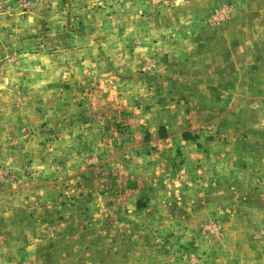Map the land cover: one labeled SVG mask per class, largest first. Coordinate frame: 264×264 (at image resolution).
Masks as SVG:
<instances>
[{"label": "rangeland", "instance_id": "1", "mask_svg": "<svg viewBox=\"0 0 264 264\" xmlns=\"http://www.w3.org/2000/svg\"><path fill=\"white\" fill-rule=\"evenodd\" d=\"M0 264H264V0H0Z\"/></svg>", "mask_w": 264, "mask_h": 264}, {"label": "crops", "instance_id": "2", "mask_svg": "<svg viewBox=\"0 0 264 264\" xmlns=\"http://www.w3.org/2000/svg\"><path fill=\"white\" fill-rule=\"evenodd\" d=\"M81 124L85 125V122H83ZM87 126L88 125L82 126V128L83 127H87ZM95 127L96 128L98 127L97 129H98V132H100V136H103V138L101 137L102 139L98 138L96 136L98 139H100V143H101V140H104L108 135H109V137H107L108 138L107 140H109V139H111L112 137L115 136V133L113 132L112 126L111 125H107V123L96 124ZM85 140H87V139H85ZM107 140L106 141L104 140L103 142H105V144H108V142L112 144V141H107ZM198 141H201V140L198 139ZM183 143H184V146L185 145L188 146L190 144V139H185V141ZM201 143L203 144V146H205L204 142H201ZM206 145H207V143H206ZM56 186L58 187V185H56ZM68 237H73V234L70 233V235H67V237L61 236V238L64 239L63 243L66 244V247H68V249H71L72 242L74 240H71V238H68ZM78 237H81V236H78ZM56 238H57V236H56ZM56 238H55L54 242H56ZM17 240H18V248H19V250H17L18 248L16 249L17 252H20V254H22V253L25 254L26 252H30V251H34V250L36 252V250H37V253H39V255L41 257V254H40L41 252L40 251H41V248L45 246V245L43 246V244H45V242L43 243L42 240H40V238H36L34 240L30 239L28 241L26 240V238H23V242L22 243L19 242V238H14V241H17ZM51 241H53V240H51ZM76 241L77 240H75V242ZM40 243H42V244H40ZM49 250L51 251L50 253H52L55 256L57 255V251H60V249L58 250L55 247L54 248L51 247V248L43 249V253L46 252V253L49 254Z\"/></svg>", "mask_w": 264, "mask_h": 264}, {"label": "trees", "instance_id": "3", "mask_svg": "<svg viewBox=\"0 0 264 264\" xmlns=\"http://www.w3.org/2000/svg\"><path fill=\"white\" fill-rule=\"evenodd\" d=\"M187 139V138H186ZM189 139V138H188Z\"/></svg>", "mask_w": 264, "mask_h": 264}]
</instances>
